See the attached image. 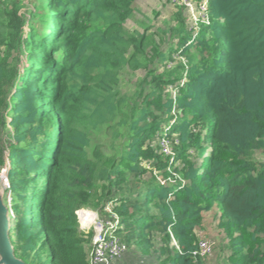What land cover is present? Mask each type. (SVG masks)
Masks as SVG:
<instances>
[{
    "label": "trees",
    "instance_id": "16d2710c",
    "mask_svg": "<svg viewBox=\"0 0 264 264\" xmlns=\"http://www.w3.org/2000/svg\"><path fill=\"white\" fill-rule=\"evenodd\" d=\"M30 2L24 14L0 0V172L15 254L89 264L77 210L112 207L114 234L152 264H203L196 230L216 208L220 264H264V0H209L197 34L183 23L175 48L152 45V57L176 60L162 71L148 66L151 38L126 28L137 0ZM125 66L147 68L131 94Z\"/></svg>",
    "mask_w": 264,
    "mask_h": 264
},
{
    "label": "rangeland",
    "instance_id": "374dc122",
    "mask_svg": "<svg viewBox=\"0 0 264 264\" xmlns=\"http://www.w3.org/2000/svg\"><path fill=\"white\" fill-rule=\"evenodd\" d=\"M9 4L16 1L22 4L20 13L28 14L29 8L32 7L30 0H6ZM136 13L128 19L126 28L130 32L145 33L151 41V46L147 49L149 61L148 66L162 71L167 64H176V60H158L153 56L152 45H159L160 51L167 52L171 48L177 46L178 40L175 34L179 25L185 24L186 29L191 34H197L202 24H209L211 19L208 15L209 0H137ZM183 20H182V19ZM151 56V57H150ZM180 58V54L176 53L174 58ZM146 63L144 59L140 60ZM147 72V68L141 66L138 69H132L130 66H125L122 69L120 76V87L122 93L131 94L135 88L137 81ZM173 90V89H172ZM105 144V151L109 142L106 138H99ZM170 148V147H169ZM259 159H264V155L257 152ZM0 176L4 181V174L0 172ZM4 202H10L8 197L3 198ZM11 213V212H10ZM219 209L214 208L211 211L204 213L202 225L197 228L196 232L199 237V242L208 239L212 242L211 254L205 256L203 264H220L223 259L229 254L227 240L224 234L220 232L218 221ZM11 215V214H10ZM81 228L90 236L88 243L90 251L93 246L94 239L99 231L110 228L111 224L119 219L112 207H107L105 210L81 208L77 212ZM198 242V244H199ZM154 258L151 255L143 254L134 247H128L124 250L113 264H152Z\"/></svg>",
    "mask_w": 264,
    "mask_h": 264
},
{
    "label": "built area",
    "instance_id": "2783aa9c",
    "mask_svg": "<svg viewBox=\"0 0 264 264\" xmlns=\"http://www.w3.org/2000/svg\"><path fill=\"white\" fill-rule=\"evenodd\" d=\"M160 146L161 150L166 154H173L169 141L166 138L161 139ZM118 222L119 219L111 224L110 228L107 227L105 230L99 231L96 235L89 253V264H113L114 261L121 257L124 250L128 248L126 243L120 241L114 234ZM212 249V242L208 239H204L199 242L194 253L198 256H207L211 254Z\"/></svg>",
    "mask_w": 264,
    "mask_h": 264
},
{
    "label": "water",
    "instance_id": "95a60500",
    "mask_svg": "<svg viewBox=\"0 0 264 264\" xmlns=\"http://www.w3.org/2000/svg\"><path fill=\"white\" fill-rule=\"evenodd\" d=\"M4 190L0 188V264H27L14 251L11 241V213L3 200Z\"/></svg>",
    "mask_w": 264,
    "mask_h": 264
},
{
    "label": "clouds",
    "instance_id": "9594fccd",
    "mask_svg": "<svg viewBox=\"0 0 264 264\" xmlns=\"http://www.w3.org/2000/svg\"><path fill=\"white\" fill-rule=\"evenodd\" d=\"M161 141V140H160ZM3 187V190H4V194H3V198L7 197L8 193H9V190H10V182L8 181L7 178H5V182L4 184L2 185ZM9 198V197H8ZM6 203V202H5ZM9 207V206H8ZM10 209V208H9ZM11 212V210H10Z\"/></svg>",
    "mask_w": 264,
    "mask_h": 264
},
{
    "label": "bare ground",
    "instance_id": "6f19581e",
    "mask_svg": "<svg viewBox=\"0 0 264 264\" xmlns=\"http://www.w3.org/2000/svg\"><path fill=\"white\" fill-rule=\"evenodd\" d=\"M4 197V196H3Z\"/></svg>",
    "mask_w": 264,
    "mask_h": 264
}]
</instances>
